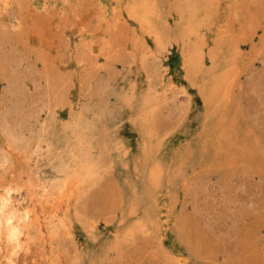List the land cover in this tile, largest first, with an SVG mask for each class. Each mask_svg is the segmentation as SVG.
Instances as JSON below:
<instances>
[{
	"label": "rangeland",
	"instance_id": "obj_1",
	"mask_svg": "<svg viewBox=\"0 0 264 264\" xmlns=\"http://www.w3.org/2000/svg\"><path fill=\"white\" fill-rule=\"evenodd\" d=\"M37 135L59 264H264V0H0V153Z\"/></svg>",
	"mask_w": 264,
	"mask_h": 264
},
{
	"label": "bare ground",
	"instance_id": "obj_2",
	"mask_svg": "<svg viewBox=\"0 0 264 264\" xmlns=\"http://www.w3.org/2000/svg\"><path fill=\"white\" fill-rule=\"evenodd\" d=\"M30 136L10 137L0 153V264H59L62 250L52 243L48 220H61L70 230L78 216L82 173L65 162L57 176L45 177L39 164L50 150L38 135Z\"/></svg>",
	"mask_w": 264,
	"mask_h": 264
}]
</instances>
